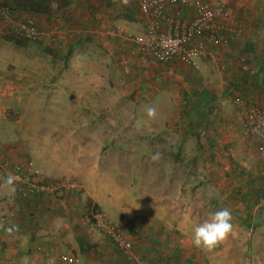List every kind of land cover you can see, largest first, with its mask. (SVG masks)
Here are the masks:
<instances>
[{"label":"rangeland","instance_id":"1","mask_svg":"<svg viewBox=\"0 0 264 264\" xmlns=\"http://www.w3.org/2000/svg\"><path fill=\"white\" fill-rule=\"evenodd\" d=\"M207 1L222 4L241 34L212 58L170 66L123 40L142 33L136 0H0L10 12L0 16V165L66 180L75 196L136 188L138 179L149 193H170L173 214L264 209V149L242 130L248 108L264 103V0ZM18 24L38 38L20 36ZM109 27L124 35L105 37ZM113 143L140 149L108 151Z\"/></svg>","mask_w":264,"mask_h":264},{"label":"crops","instance_id":"2","mask_svg":"<svg viewBox=\"0 0 264 264\" xmlns=\"http://www.w3.org/2000/svg\"><path fill=\"white\" fill-rule=\"evenodd\" d=\"M110 30L114 29L106 28L103 35L120 37V34L108 35ZM221 50H214L213 55ZM201 70L189 69L195 76L200 75ZM195 82L200 86V81ZM27 85L22 84L23 87ZM183 145L182 149H186L187 144ZM142 147L150 149L148 145ZM139 149L138 143H113L107 150ZM134 166L137 165L134 163ZM12 167L10 171H13ZM131 174L134 179L140 172L134 169ZM7 177L0 176V264H64L63 258L70 256L80 264H264V209L234 208L232 217L239 211L243 222L238 226L233 218L234 227L228 239L214 250L205 251L193 245L192 233L206 218H200L190 208L173 214L170 211L171 194L164 188L159 194H152L149 187L140 186L137 179L136 188L119 187L97 194L91 188L78 196L73 193L74 189L26 193L16 182L6 186ZM151 177L155 178L154 175ZM245 195L229 192L226 197L240 199ZM220 196L216 191L210 194L216 199ZM174 197H180L178 192ZM97 209L104 212L114 229L130 243L133 263L121 256L106 234L90 231L82 224L81 220L89 218ZM172 228L180 230L182 237L170 233ZM241 231L244 232L243 239H239Z\"/></svg>","mask_w":264,"mask_h":264},{"label":"built area","instance_id":"3","mask_svg":"<svg viewBox=\"0 0 264 264\" xmlns=\"http://www.w3.org/2000/svg\"><path fill=\"white\" fill-rule=\"evenodd\" d=\"M137 12L142 21V33L128 34L123 40L133 44L145 58L159 64L178 63L192 66L212 58L214 50L223 49L241 34V28L222 4L207 0H136ZM0 16L8 18L10 12L1 10ZM20 36L38 38V32L24 24L17 25ZM124 35L121 30H110L108 35ZM243 134L255 140L264 149V104H254L247 110L242 125ZM7 161L0 165L4 176L12 175L26 193L54 192L57 189L70 191L73 183L60 180L58 183H41L26 167H12ZM82 224L89 230L108 236L121 256L129 262L135 261L130 243L114 229L105 214L94 211ZM64 264H80L74 257H64Z\"/></svg>","mask_w":264,"mask_h":264},{"label":"clouds","instance_id":"4","mask_svg":"<svg viewBox=\"0 0 264 264\" xmlns=\"http://www.w3.org/2000/svg\"><path fill=\"white\" fill-rule=\"evenodd\" d=\"M147 116L155 119L157 110L155 107L146 108ZM159 154L153 155L152 160H157ZM14 183V177L9 175L5 180L6 186H11ZM233 217L231 210L228 208H221L211 212L206 219L199 223L193 229L192 243L201 250L212 251L221 243L228 239L233 231Z\"/></svg>","mask_w":264,"mask_h":264}]
</instances>
